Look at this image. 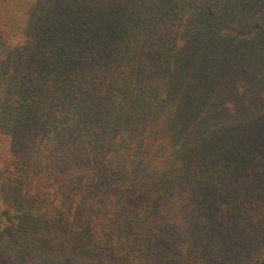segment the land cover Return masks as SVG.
Returning <instances> with one entry per match:
<instances>
[{
    "label": "trees",
    "instance_id": "trees-1",
    "mask_svg": "<svg viewBox=\"0 0 264 264\" xmlns=\"http://www.w3.org/2000/svg\"><path fill=\"white\" fill-rule=\"evenodd\" d=\"M0 136L3 250L67 226L57 264H208L264 218V0H0Z\"/></svg>",
    "mask_w": 264,
    "mask_h": 264
},
{
    "label": "rangeland",
    "instance_id": "rangeland-1",
    "mask_svg": "<svg viewBox=\"0 0 264 264\" xmlns=\"http://www.w3.org/2000/svg\"><path fill=\"white\" fill-rule=\"evenodd\" d=\"M10 144V140L0 136V158L4 154H9ZM18 210L15 203L4 201L0 195L1 231L4 230V226L9 225V219L16 222L17 225L21 223L19 218L12 217L17 214ZM263 221L264 218L219 219L216 226L214 225L216 233L219 235H212L209 240L205 239L203 247H200V254L196 256L202 257V259L207 258L208 264H250L256 259H258V263L264 264V237L261 233L258 234V228H263ZM47 228L48 225L44 230L37 228L29 231V234L23 231L26 243L24 251H20L17 244H11L6 250H3V245H1L0 251L3 253L0 254V264H57L53 261V256L55 253L60 254L58 251L59 242L62 240V234L67 235L68 228L64 227V232H58L59 229L57 232L53 230L51 234L55 235L56 239L50 241L45 233ZM80 229L79 227L76 230ZM33 240L38 242H33ZM54 241L57 243L55 244ZM196 249L195 247L194 250ZM74 263V260L70 258L64 264Z\"/></svg>",
    "mask_w": 264,
    "mask_h": 264
}]
</instances>
